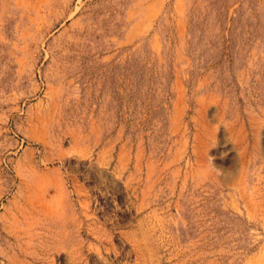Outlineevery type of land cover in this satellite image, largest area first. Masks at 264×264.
<instances>
[{
  "label": "rangeland",
  "instance_id": "1",
  "mask_svg": "<svg viewBox=\"0 0 264 264\" xmlns=\"http://www.w3.org/2000/svg\"><path fill=\"white\" fill-rule=\"evenodd\" d=\"M0 264H264V0H0Z\"/></svg>",
  "mask_w": 264,
  "mask_h": 264
}]
</instances>
